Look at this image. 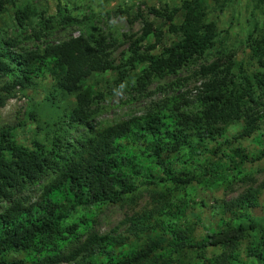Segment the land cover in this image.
<instances>
[{"label":"trees","instance_id":"1","mask_svg":"<svg viewBox=\"0 0 264 264\" xmlns=\"http://www.w3.org/2000/svg\"><path fill=\"white\" fill-rule=\"evenodd\" d=\"M207 2L182 1L185 27L169 12L150 9L179 40L155 56H139L131 64L142 65L139 74L126 81L143 91L155 79L188 71L168 88L193 79L194 98L172 95L142 116L98 128L89 124L94 99L85 91L110 68L105 37L78 36L20 53L10 50L15 40L0 37V108L11 90L46 77L50 106L76 99L57 117L53 135L35 136L30 145L19 143L12 127L0 129V264H264V226L252 214L264 184H247L236 198L210 206L198 198L200 190L229 191L250 181L245 165L264 158V27L248 34L246 61L229 54L208 62L218 33L206 20ZM5 3L13 0H0V12ZM255 9L264 16V0ZM15 19L23 26L25 13L18 10ZM72 22L64 17L59 24ZM52 28L44 20L43 30ZM80 125L86 133L65 137ZM144 195L143 209L107 233L94 229L103 205H136ZM207 206L216 222L197 238V211Z\"/></svg>","mask_w":264,"mask_h":264},{"label":"rangeland","instance_id":"2","mask_svg":"<svg viewBox=\"0 0 264 264\" xmlns=\"http://www.w3.org/2000/svg\"><path fill=\"white\" fill-rule=\"evenodd\" d=\"M182 1L13 0V3H5L3 11L0 12V37L3 40H15L16 45L10 50L16 53L30 51L36 47L42 48L47 43L56 44L78 36L92 34L105 37L110 68L95 75L85 91L87 96L94 99V114L89 124L98 128L142 116L154 104L172 95L183 94L188 101L194 98L196 82L193 79L183 80L178 89L168 88L171 82L188 76V71H181L177 76L155 79L143 91H140L139 87L131 86L132 82L128 84L126 82L128 78L139 74L142 65L131 66L136 63L139 56H155L160 53L163 46L179 40V36L170 31L165 18L158 17L149 10L154 8L162 14L169 12L174 18V24L185 27L189 21L181 9ZM255 6L256 0H208L206 20L216 24L218 33L217 46L208 55V62L229 54L237 61L247 60L248 34L264 27V16L258 13ZM18 10L24 12L26 16L23 26L15 19ZM64 17L73 18V22L61 26L59 21ZM44 20H51L53 23L51 30H43ZM76 20L79 21L78 24ZM152 46L156 47L151 49ZM131 57H134V62H129ZM50 87L51 79L46 77L36 79L30 86L24 88L17 86L11 90L10 98L0 108V129L12 127L16 140L25 145H30L35 136L44 139L47 135H53L57 117L63 116L65 108H71L76 99L75 95L67 96L64 102L50 106L45 99ZM96 94H99V97ZM29 113L33 116L30 117ZM235 128L231 127L229 132L233 133ZM86 131L85 126H73L67 129L65 137H79ZM250 148L251 151L255 150L253 147ZM245 168L250 172V181L246 183L237 181L229 191L200 190L198 198L210 206L217 200L236 198L247 184L253 186L264 184V158L246 164ZM31 194L32 197H36L35 190H31ZM148 202V197L144 195L136 205H103L97 215L94 229L100 233H107L125 215L143 209ZM210 211L208 206L197 211L202 219L197 227V238L203 236V227L216 222ZM252 214L260 219L264 226V193L259 198L258 208L253 210ZM246 245L247 243L241 246L242 256ZM218 252V249H209L210 254Z\"/></svg>","mask_w":264,"mask_h":264}]
</instances>
